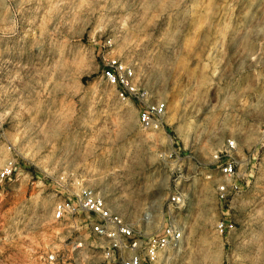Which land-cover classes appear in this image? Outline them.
<instances>
[{
	"label": "rangeland",
	"instance_id": "374dc122",
	"mask_svg": "<svg viewBox=\"0 0 264 264\" xmlns=\"http://www.w3.org/2000/svg\"><path fill=\"white\" fill-rule=\"evenodd\" d=\"M110 57L166 102L180 157L235 144L237 187L216 204L227 217L184 225L167 264H264V0H0V167L15 162L0 181V264H45L52 252L104 264L100 251H70L88 236L85 216L54 218L53 180L88 156L80 128L119 109L101 77ZM174 183L169 169L168 196Z\"/></svg>",
	"mask_w": 264,
	"mask_h": 264
},
{
	"label": "crops",
	"instance_id": "0c3cea01",
	"mask_svg": "<svg viewBox=\"0 0 264 264\" xmlns=\"http://www.w3.org/2000/svg\"><path fill=\"white\" fill-rule=\"evenodd\" d=\"M119 104L110 120L97 117L94 123H86L74 135L90 151L86 158L81 151L77 162L67 170L80 175L113 212L143 234L159 232L169 219V169L175 176L171 194L180 192L186 199L175 210L180 219L174 220L183 234L184 225L196 223L209 211L221 209L226 218L227 205L222 208L216 205L217 186L226 184L230 188L232 182L225 180L216 167L215 152L180 157L181 152L174 146L178 139L173 141L170 137L166 118L164 129L144 131L137 121L138 104L134 101ZM168 156L173 157L170 163ZM185 181L189 182L188 190L184 188ZM234 236L242 238V234H226L224 239Z\"/></svg>",
	"mask_w": 264,
	"mask_h": 264
},
{
	"label": "built area",
	"instance_id": "2783aa9c",
	"mask_svg": "<svg viewBox=\"0 0 264 264\" xmlns=\"http://www.w3.org/2000/svg\"><path fill=\"white\" fill-rule=\"evenodd\" d=\"M101 77L114 88L116 98L120 102L134 101L138 104L137 121L140 129H164L167 104L164 100L154 99L147 89L141 86L132 64L120 58L110 57L101 68ZM234 146L232 140H227L225 148L213 157L221 175L236 188L233 181L236 175V161L229 154V150ZM8 149L15 151L11 144ZM14 171V159L7 158L0 167V181L10 178ZM53 181L63 197L55 204L54 218L59 220L80 214L85 216L84 224L88 229V236L86 240L73 242L70 251L76 248H81L84 254L93 250L100 251L104 264H167L170 252L182 244L183 231L170 217V213L173 214L184 204V197L180 192H174L168 197L169 219L161 230L153 234H143L134 230L120 214L113 212L106 205L104 198L88 187L77 173L64 171ZM228 190L226 184L218 185L217 197L224 200ZM218 228L222 232L224 223L220 222ZM45 264H64V261L52 252L47 255ZM81 264L90 263L85 261Z\"/></svg>",
	"mask_w": 264,
	"mask_h": 264
}]
</instances>
